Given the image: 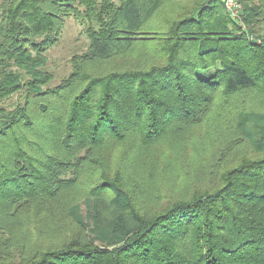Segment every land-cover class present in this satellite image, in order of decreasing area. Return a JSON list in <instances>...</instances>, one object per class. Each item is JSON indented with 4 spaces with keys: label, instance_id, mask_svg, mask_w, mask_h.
Returning a JSON list of instances; mask_svg holds the SVG:
<instances>
[{
    "label": "trees",
    "instance_id": "1",
    "mask_svg": "<svg viewBox=\"0 0 264 264\" xmlns=\"http://www.w3.org/2000/svg\"><path fill=\"white\" fill-rule=\"evenodd\" d=\"M238 2L0 0V264H264V0ZM67 17L87 46L49 86Z\"/></svg>",
    "mask_w": 264,
    "mask_h": 264
},
{
    "label": "rangeland",
    "instance_id": "2",
    "mask_svg": "<svg viewBox=\"0 0 264 264\" xmlns=\"http://www.w3.org/2000/svg\"><path fill=\"white\" fill-rule=\"evenodd\" d=\"M87 38L82 31L81 26L73 17H67L62 28L61 34L57 41L47 50V63L45 69L51 71L54 75L50 81L49 86L57 84L64 76L71 70L70 58L75 53H81L86 49ZM23 97L21 93H15L9 98L0 101V105L6 107H13L17 102H22ZM86 202L81 203L83 216L87 211ZM90 238L95 243H100L101 240L89 234Z\"/></svg>",
    "mask_w": 264,
    "mask_h": 264
},
{
    "label": "built area",
    "instance_id": "3",
    "mask_svg": "<svg viewBox=\"0 0 264 264\" xmlns=\"http://www.w3.org/2000/svg\"><path fill=\"white\" fill-rule=\"evenodd\" d=\"M230 14V16L235 19L239 20L240 18V12H241V4L238 2V0H221Z\"/></svg>",
    "mask_w": 264,
    "mask_h": 264
}]
</instances>
